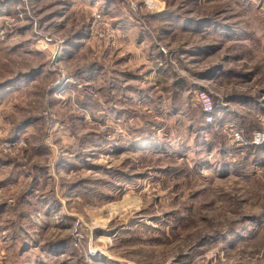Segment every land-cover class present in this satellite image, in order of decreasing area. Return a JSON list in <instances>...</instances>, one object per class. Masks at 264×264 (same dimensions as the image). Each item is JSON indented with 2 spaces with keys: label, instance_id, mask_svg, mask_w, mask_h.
Masks as SVG:
<instances>
[{
  "label": "rangeland",
  "instance_id": "obj_1",
  "mask_svg": "<svg viewBox=\"0 0 264 264\" xmlns=\"http://www.w3.org/2000/svg\"><path fill=\"white\" fill-rule=\"evenodd\" d=\"M229 127L264 129V0H0V264H264Z\"/></svg>",
  "mask_w": 264,
  "mask_h": 264
},
{
  "label": "built area",
  "instance_id": "obj_2",
  "mask_svg": "<svg viewBox=\"0 0 264 264\" xmlns=\"http://www.w3.org/2000/svg\"><path fill=\"white\" fill-rule=\"evenodd\" d=\"M197 100L203 112L205 123H212L215 120V111L210 94L207 91H200L197 93ZM229 128L231 132V142L237 147L264 144V129L256 130L252 133L251 138H246L240 131H236L231 127Z\"/></svg>",
  "mask_w": 264,
  "mask_h": 264
},
{
  "label": "trees",
  "instance_id": "obj_3",
  "mask_svg": "<svg viewBox=\"0 0 264 264\" xmlns=\"http://www.w3.org/2000/svg\"><path fill=\"white\" fill-rule=\"evenodd\" d=\"M217 113H216V111H215V115H216ZM204 119V118H203ZM215 120H216V117H215ZM214 120V121H215ZM213 121V122H214ZM259 130H261V129H259ZM254 132V131H253ZM253 132H250V133H242L246 138H251V135H252V133ZM240 149L241 150H246V151H248V150H255L256 152L258 151V150H263L264 151V144H262V145H258V146H253V145H249V146H246V147H240Z\"/></svg>",
  "mask_w": 264,
  "mask_h": 264
},
{
  "label": "crops",
  "instance_id": "obj_4",
  "mask_svg": "<svg viewBox=\"0 0 264 264\" xmlns=\"http://www.w3.org/2000/svg\"><path fill=\"white\" fill-rule=\"evenodd\" d=\"M109 56H110V55H109ZM109 56H108V61H109V62H108V65L110 66V65H111V62L113 63L115 60H118V58H115L114 61H111V60H109V58H110ZM107 74H108V73H107ZM108 76H109V75H108ZM117 84H119V83L117 82ZM109 102H110V100H109Z\"/></svg>",
  "mask_w": 264,
  "mask_h": 264
}]
</instances>
